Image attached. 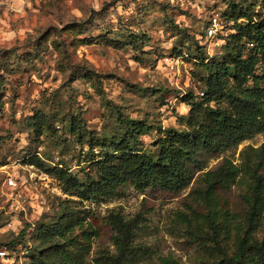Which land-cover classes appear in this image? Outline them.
<instances>
[{
  "label": "rangeland",
  "instance_id": "obj_1",
  "mask_svg": "<svg viewBox=\"0 0 264 264\" xmlns=\"http://www.w3.org/2000/svg\"><path fill=\"white\" fill-rule=\"evenodd\" d=\"M242 13L259 21L264 0H0V264H108L117 253L113 213L139 221L136 254L124 264H161L165 256L217 264L213 243L197 242L183 217L206 212L190 193L200 173L225 158L240 164L264 132L203 154L205 169L178 192L126 183L83 196L72 183L98 181L104 150L97 143L124 137L125 119L154 125L141 137L149 153L165 130L190 131L177 115L188 116L183 100L193 93L201 101L213 83L208 66L260 55L249 20H237ZM263 73L259 62L255 75ZM224 83L210 105L235 113L227 93L236 80L226 74ZM242 179L219 193L233 223L247 210ZM61 221L68 223L52 236L48 228ZM225 243L232 253L234 237Z\"/></svg>",
  "mask_w": 264,
  "mask_h": 264
},
{
  "label": "trees",
  "instance_id": "obj_2",
  "mask_svg": "<svg viewBox=\"0 0 264 264\" xmlns=\"http://www.w3.org/2000/svg\"><path fill=\"white\" fill-rule=\"evenodd\" d=\"M240 18L249 20L247 35L256 43L260 55L247 59L236 56L231 64L224 62L215 65V69L209 65L210 82L213 83L201 101L196 100L193 93L183 100L191 106L188 116L177 115L178 120L185 121L191 130H165L161 141L155 143V153L145 152L141 140L142 136L156 129L154 125L146 120H123L126 127L124 137L114 138L109 145L97 143L104 150L98 161V181L87 186L73 181L72 185L80 188L79 194L86 196L89 192L126 183L140 191L162 188L178 192L190 185L197 172L205 169L203 154L222 153L264 132V85L260 84L264 81V73L255 75L258 63L264 66V18L254 21L253 15L247 13L238 15L237 20ZM244 26L237 24V37L246 36ZM226 74L236 80V89L227 93L236 106L235 113L210 105L217 98L215 96L225 94ZM250 79L253 86L246 87ZM241 157L240 164L225 158L215 169L200 173L198 185L191 191L190 198L206 212L198 213L194 219L183 216L197 242L213 243L221 255L217 264H264V233L262 237L258 236L264 230V143L243 150ZM244 176L247 180L242 179ZM240 179L248 189L245 197L247 210L242 222L233 223L219 193ZM111 218L117 232L114 239L117 253L109 255L108 264H124L128 257L136 254L133 239L139 221L138 218L126 220L118 213H113ZM67 223L58 222L59 225L50 226L48 231L54 236L60 226ZM231 237H234V251L229 253L224 244ZM160 261L161 264H179L170 256L161 257Z\"/></svg>",
  "mask_w": 264,
  "mask_h": 264
},
{
  "label": "built area",
  "instance_id": "obj_3",
  "mask_svg": "<svg viewBox=\"0 0 264 264\" xmlns=\"http://www.w3.org/2000/svg\"><path fill=\"white\" fill-rule=\"evenodd\" d=\"M218 26H219V23H218V21L215 19L214 22H213V23L208 27V29H207L208 35H209L210 37L215 36V34H216V32H217V28H218ZM8 183H9V184H14V180H13V179H9V180H8Z\"/></svg>",
  "mask_w": 264,
  "mask_h": 264
}]
</instances>
